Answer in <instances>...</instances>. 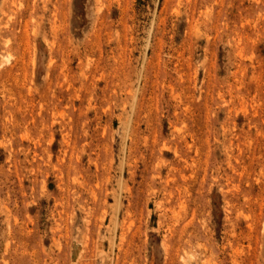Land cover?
Masks as SVG:
<instances>
[{"label":"rangeland","instance_id":"obj_1","mask_svg":"<svg viewBox=\"0 0 264 264\" xmlns=\"http://www.w3.org/2000/svg\"><path fill=\"white\" fill-rule=\"evenodd\" d=\"M0 264H264V0H0Z\"/></svg>","mask_w":264,"mask_h":264}]
</instances>
